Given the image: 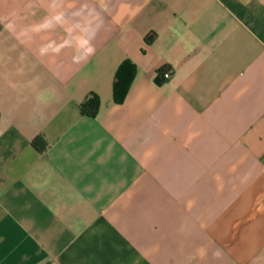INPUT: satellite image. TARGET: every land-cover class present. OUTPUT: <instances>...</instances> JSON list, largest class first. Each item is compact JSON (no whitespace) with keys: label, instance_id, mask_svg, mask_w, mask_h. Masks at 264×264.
<instances>
[{"label":"crops","instance_id":"0c3cea01","mask_svg":"<svg viewBox=\"0 0 264 264\" xmlns=\"http://www.w3.org/2000/svg\"><path fill=\"white\" fill-rule=\"evenodd\" d=\"M0 264H264V0H0Z\"/></svg>","mask_w":264,"mask_h":264},{"label":"trees","instance_id":"16d2710c","mask_svg":"<svg viewBox=\"0 0 264 264\" xmlns=\"http://www.w3.org/2000/svg\"><path fill=\"white\" fill-rule=\"evenodd\" d=\"M151 38H146V41L151 42ZM167 67L159 70L156 77V82L162 84L167 78H164L163 72ZM137 65L130 59L124 60L117 69L114 81V98L117 102H122L126 98L130 87L137 74ZM100 97L94 93L86 102L80 105L81 113L88 116H96L100 109ZM34 146L39 150H44V147L38 145L37 141H33Z\"/></svg>","mask_w":264,"mask_h":264},{"label":"built area","instance_id":"2783aa9c","mask_svg":"<svg viewBox=\"0 0 264 264\" xmlns=\"http://www.w3.org/2000/svg\"><path fill=\"white\" fill-rule=\"evenodd\" d=\"M164 78H170L172 76V69L167 68L164 72H163Z\"/></svg>","mask_w":264,"mask_h":264}]
</instances>
